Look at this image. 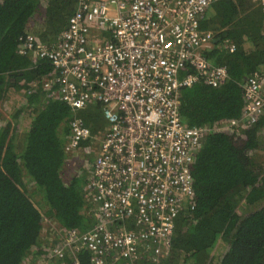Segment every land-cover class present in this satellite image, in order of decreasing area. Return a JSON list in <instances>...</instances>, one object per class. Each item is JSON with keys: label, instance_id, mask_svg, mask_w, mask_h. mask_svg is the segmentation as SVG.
Here are the masks:
<instances>
[{"label": "built area", "instance_id": "obj_1", "mask_svg": "<svg viewBox=\"0 0 264 264\" xmlns=\"http://www.w3.org/2000/svg\"><path fill=\"white\" fill-rule=\"evenodd\" d=\"M215 1L78 0L55 42L31 28L19 38L18 54L53 68L30 83L32 90L55 86L72 111L99 102L107 121L85 183L96 222L80 230L47 219L40 242L50 259L68 252V264H78L83 249L91 264H159L170 254L176 216L194 206L191 164L206 133L242 130L264 117V72L254 71L243 83L238 118L201 126L181 119V87H217L227 78L225 66L203 53L214 34L200 20ZM253 1L264 21V0ZM42 20L36 15L31 23ZM221 46L235 48L227 40ZM186 66L194 72L181 75ZM68 124V156L85 152L90 144L82 143L95 135L77 116Z\"/></svg>", "mask_w": 264, "mask_h": 264}, {"label": "trees", "instance_id": "obj_2", "mask_svg": "<svg viewBox=\"0 0 264 264\" xmlns=\"http://www.w3.org/2000/svg\"><path fill=\"white\" fill-rule=\"evenodd\" d=\"M77 2L0 0V102L11 112L0 126V264L25 259L33 264L34 258H42L41 264H68L74 260L68 252L50 259L42 249L44 219L80 230L96 222L85 178L75 175L66 182L63 166L69 121L77 116L97 135L107 126L101 104L72 111L55 86L32 90L30 83L53 68L45 59L32 62L17 53L19 38L30 28L43 42H55ZM36 15L43 17L39 26L31 23ZM200 28L213 32L211 47L203 53L225 66L227 78L217 87L198 81L180 88L179 114L187 126L238 118L244 81L254 71L264 72L263 13L253 0L213 2ZM224 40L234 44L233 51L221 46ZM188 72L194 68L184 67L181 75ZM13 95L20 99L15 102ZM263 130L261 117L242 130L206 133L191 164L194 206L176 216L170 254L159 264H264V158L256 161L252 154L263 144ZM17 133L24 136L22 147L13 140ZM90 257L83 249L75 255L78 264H91Z\"/></svg>", "mask_w": 264, "mask_h": 264}, {"label": "rangeland", "instance_id": "obj_3", "mask_svg": "<svg viewBox=\"0 0 264 264\" xmlns=\"http://www.w3.org/2000/svg\"><path fill=\"white\" fill-rule=\"evenodd\" d=\"M41 17V16H40ZM16 96V95H13ZM19 95L16 96L15 102L19 100ZM11 112L6 108V105L3 102H0V126L1 124L6 121L10 117ZM107 127V126H106ZM105 127V129H106ZM104 131H100L97 135L94 136L93 142H89V148L83 152V150L76 151L75 153H70L66 159L65 165L63 166V178L66 182H68L73 176L76 177L79 175L80 179L85 178L87 179L89 175V170L91 169V165L94 159V153L92 149H95V146L99 139L103 137ZM264 140V130L259 134ZM23 134L17 133L13 135V140L17 147L23 146ZM253 157L256 161L263 162L264 158V141L263 144L254 152L252 153ZM29 190L33 189V184H30ZM40 195H35L33 199L39 202ZM38 208H41L40 204H37ZM48 222L47 219H44L43 228L47 226ZM39 259V260H38ZM42 258H34L33 264H41ZM23 264H26V259L24 260ZM32 264V263H28Z\"/></svg>", "mask_w": 264, "mask_h": 264}, {"label": "flooded vegetation", "instance_id": "obj_4", "mask_svg": "<svg viewBox=\"0 0 264 264\" xmlns=\"http://www.w3.org/2000/svg\"><path fill=\"white\" fill-rule=\"evenodd\" d=\"M180 93V92H179Z\"/></svg>", "mask_w": 264, "mask_h": 264}]
</instances>
